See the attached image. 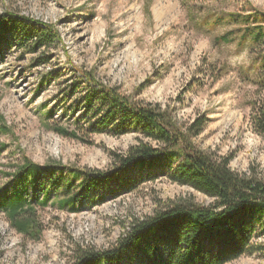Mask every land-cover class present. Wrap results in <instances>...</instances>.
Instances as JSON below:
<instances>
[{
	"label": "rangeland",
	"instance_id": "rangeland-1",
	"mask_svg": "<svg viewBox=\"0 0 264 264\" xmlns=\"http://www.w3.org/2000/svg\"><path fill=\"white\" fill-rule=\"evenodd\" d=\"M4 11L50 25L57 39L31 52L21 49L16 37L3 49L0 125L7 133L0 132V144L7 147L0 154V185L6 180L2 172L12 171L24 157L40 164L57 161L105 170L114 153L138 143L139 133L133 131L94 134L85 142L45 127L40 112L56 102L60 81L51 77L36 89L51 70H65L62 79H67L74 66L93 70L101 83L134 100L160 104L178 124L205 116L196 146L218 156L232 155V169L255 167L264 177V137L250 122L257 96L251 82L254 55L239 39H219L227 32L238 38L248 20L264 26V0H0V14ZM255 11L261 12L257 19L250 16ZM230 14L242 15L239 23ZM37 58L49 63L38 65ZM190 196L199 203L212 201L159 175L108 196L100 205L87 204L79 213L50 206L38 212L43 226L39 240L18 233L0 213V264H71L78 246L108 249L137 220ZM254 241L264 242V236ZM226 264H264V256L243 255Z\"/></svg>",
	"mask_w": 264,
	"mask_h": 264
},
{
	"label": "trees",
	"instance_id": "trees-1",
	"mask_svg": "<svg viewBox=\"0 0 264 264\" xmlns=\"http://www.w3.org/2000/svg\"><path fill=\"white\" fill-rule=\"evenodd\" d=\"M255 12L250 16L257 19L261 12ZM241 16L230 14L235 23ZM239 33L238 38H230L233 34L227 32L219 39H239L254 55L251 82L257 96L250 122L264 137V26L248 20ZM16 37L18 46L31 52L57 39L50 25L40 26L33 18L4 11L0 14V59ZM47 59L37 58L36 63L47 64ZM64 74L65 70H51L36 89L50 83L51 77L60 81L56 102L44 105L40 112L46 128L85 142L94 134L121 136L133 131L139 133L138 143L125 153H114L105 170L57 161L40 164L27 157L16 162L12 171L2 172L6 180L0 185V213L13 229L39 240L43 231L39 210L52 206L79 213L87 204L100 205L108 196L132 190L137 182L165 175L212 201L199 203L191 196L170 201L134 222L108 249L78 246L71 264H122L124 259L129 264H226L243 255L264 256V242L254 241L264 236V177L255 167L246 172L232 169V155L218 156L196 146L194 138L204 130L205 116L189 125L178 124L167 108L119 93L101 83L91 69L74 66L73 75L62 79ZM6 129L0 125V132L7 133ZM6 147L0 144V154Z\"/></svg>",
	"mask_w": 264,
	"mask_h": 264
}]
</instances>
